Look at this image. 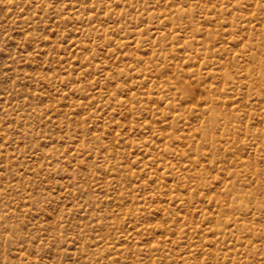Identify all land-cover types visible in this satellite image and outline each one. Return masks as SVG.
Wrapping results in <instances>:
<instances>
[{"label":"rangeland","instance_id":"rangeland-1","mask_svg":"<svg viewBox=\"0 0 264 264\" xmlns=\"http://www.w3.org/2000/svg\"><path fill=\"white\" fill-rule=\"evenodd\" d=\"M262 37L264 0H0V264H264Z\"/></svg>","mask_w":264,"mask_h":264},{"label":"bare ground","instance_id":"bare-ground-1","mask_svg":"<svg viewBox=\"0 0 264 264\" xmlns=\"http://www.w3.org/2000/svg\"><path fill=\"white\" fill-rule=\"evenodd\" d=\"M263 39H264V37H262ZM264 41V40H263ZM264 48V47H263ZM263 51V50H262ZM264 60V59H263ZM264 64V63H263ZM264 67V66H263ZM260 70V69H259ZM261 75V74H260ZM262 76H264V74H262ZM261 76V77H262ZM263 79H264V77H262V81H263ZM214 112V111H213ZM213 112H211V116H210V123H214L216 120H218L217 119V115L215 114V112L213 113ZM218 112H220V111H218ZM216 123V122H215ZM210 130H212V129H210ZM204 131H206L205 132V134L207 133L208 134V131H207V129H205ZM211 133H212V131H211Z\"/></svg>","mask_w":264,"mask_h":264}]
</instances>
